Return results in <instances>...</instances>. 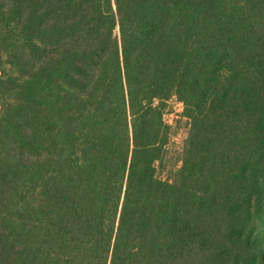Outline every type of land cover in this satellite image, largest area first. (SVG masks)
Returning a JSON list of instances; mask_svg holds the SVG:
<instances>
[{
	"label": "trees",
	"instance_id": "obj_1",
	"mask_svg": "<svg viewBox=\"0 0 264 264\" xmlns=\"http://www.w3.org/2000/svg\"><path fill=\"white\" fill-rule=\"evenodd\" d=\"M263 198L264 0H0V264H264Z\"/></svg>",
	"mask_w": 264,
	"mask_h": 264
},
{
	"label": "rangeland",
	"instance_id": "obj_2",
	"mask_svg": "<svg viewBox=\"0 0 264 264\" xmlns=\"http://www.w3.org/2000/svg\"><path fill=\"white\" fill-rule=\"evenodd\" d=\"M165 119L167 123L172 127L171 143L173 144V155L170 166L172 167V170L176 171L181 167L182 148L189 134V122L183 117L182 104H180L176 100H173L169 103L168 112L166 113ZM169 169L165 173H163L164 176H171L170 173L173 171ZM262 202L263 205H261V210L263 212V215L261 214L260 216V222H256L258 223V228H261L259 230L262 234H264V198Z\"/></svg>",
	"mask_w": 264,
	"mask_h": 264
}]
</instances>
